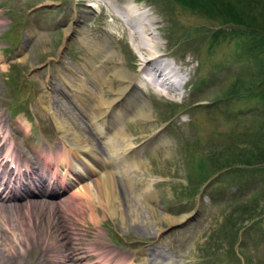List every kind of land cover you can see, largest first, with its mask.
Returning a JSON list of instances; mask_svg holds the SVG:
<instances>
[{
	"label": "rangeland",
	"instance_id": "obj_1",
	"mask_svg": "<svg viewBox=\"0 0 264 264\" xmlns=\"http://www.w3.org/2000/svg\"><path fill=\"white\" fill-rule=\"evenodd\" d=\"M115 1L136 4L158 18L161 50L168 61L186 71L187 78L181 94L174 97H162L152 84L143 86L142 101L151 110L150 118L138 117L128 102V113L117 116V126L138 152L137 166H125V177L133 180L113 168L114 177L120 185L131 183L124 192L129 199L124 213L136 210V220L143 227L124 223L101 205L94 222L89 211L79 214L58 204L41 212L39 232L43 221L55 214L60 222L70 224L71 237L65 241L72 264H115L120 252L128 256L129 264H150L155 256L160 264H264V0H0L1 120L35 164L29 174L20 159V175L14 170L16 163L8 167L5 159L7 166L1 167L0 175L6 183L16 184L32 183L37 173L46 177L48 195L38 199L48 202L62 203L71 195L73 187L66 188L63 182L64 167L55 175L56 167L46 162L53 156L47 152L61 147L64 136L54 115L61 123L75 117L87 121L85 110L69 96L71 88L63 77L75 72L86 78L94 93L108 91L110 99L114 93L111 84L92 74L94 68L105 66V59L88 64L90 48L80 36L68 35L67 26L79 11L85 14L89 39L118 35L122 31L118 21L104 14ZM97 2L101 7L87 8ZM129 39L109 40L115 55L107 63L110 67L124 60L137 73L134 54L138 52ZM237 73L238 84L233 86ZM58 100L67 106L66 119L59 115ZM87 125L94 141L105 145L107 135L96 133L88 121ZM3 141L4 136L0 146ZM41 151L46 152L41 156ZM101 152L102 159L115 158L105 148ZM1 153L0 160L5 154ZM73 167L74 176L80 174V182L93 187L84 164ZM3 189L0 194H5ZM143 192L147 193L140 195ZM136 194L139 198H132ZM25 201L21 196L4 203L14 206ZM13 210L6 209L2 215L15 219L17 210ZM185 214L186 219L177 221ZM47 244L52 247L47 241L44 246L34 241L33 251L38 254ZM30 260L29 256L25 264Z\"/></svg>",
	"mask_w": 264,
	"mask_h": 264
},
{
	"label": "bare ground",
	"instance_id": "obj_2",
	"mask_svg": "<svg viewBox=\"0 0 264 264\" xmlns=\"http://www.w3.org/2000/svg\"><path fill=\"white\" fill-rule=\"evenodd\" d=\"M110 5L116 8L117 13L110 7L104 14L112 15L118 21L122 30H120L121 32L118 35L116 33L114 35L110 33L109 37L107 36L102 40L89 39L90 37L87 35V29L83 22L85 20L83 19L85 14L79 11H76L72 16L67 26V34L70 35L74 33L80 36L81 40L90 48L92 55L88 56L86 59L88 64H94L96 58L100 59L103 57V59H105L102 60L106 63L105 66L100 67V69L94 68L92 74L101 76L104 82L106 81V83L111 84V90H113L114 96L110 99L111 95L108 94V91L103 95L97 92L94 93L93 89L84 81L86 78L84 77L85 79H83L79 77L75 72H73L74 74L69 73L68 75H64L63 78L66 81L65 84L71 88L69 90V96L73 100H76L78 105L82 107V110H85V117L87 116L89 125L92 126L96 133L101 135L105 134L108 137L111 136L112 139L110 140V137L106 138V136V144H99L92 138V133L90 128H88L87 121L80 119V117H75V120L69 118V120H66L67 123H61L59 118L53 114L55 116L54 119L56 120L57 128L64 136H61V147L47 152V154H52L54 157L52 156V158L48 159L46 162L50 167H56V175H59L61 169L64 167V171H62L63 182L65 181L64 184L66 188L73 187L70 192L71 195H68L62 203L59 201L48 202L45 199H38V197L48 195L49 183L46 177L43 179L42 176H39L37 173L35 177L32 179L30 178L33 180L32 183L25 180L21 183L18 182L22 185H20V190L18 183H13L12 180L6 183L7 181L3 180V177L0 175V178H2L1 180H3L2 182L0 181V189L4 188L3 191H5V194H0V199H2V201H0V221L3 223L0 225V264H25L29 256L31 260L26 264H57L56 262L72 264L70 263L72 252L69 251L70 247L67 246L68 242L65 241L67 237H71L70 231L72 226L70 224L60 222V219L55 216V214L52 215L48 221H43V223H45L44 229L39 232V228L42 225L41 212L47 207H51L52 211L58 204H63L61 206L63 208L74 209V211H77L79 214H83V212L87 210L90 212V218L92 221L94 220V222L99 219L97 206L101 205L112 214H118L121 220L125 221L124 223L130 221L133 223L132 227L135 226L136 229H141V227H143L136 220V210H133L134 212L131 210L132 212L124 213L126 209H123V206H127L126 204L129 202V199L124 197V192H128L127 185L131 186V183L125 181V186L123 184L120 185L118 180L116 179V181L114 177V169H117L121 177L130 179L129 176L125 177V166H129L130 169L137 166L135 164V157H137V155L135 156V154L138 152L136 147L133 146L132 139L127 137L124 131L117 126V116L128 113L130 107H132L131 110L138 117L150 118L152 116L150 114L151 110L147 107L145 101H142V96L145 94L143 86L152 84L154 92L161 94L162 97L171 94L174 97V95L181 94L182 92L181 90L184 87L185 81H187L185 75L186 71L184 72L181 66H177V63L175 64V62L173 63L171 60H165L166 55L164 51L162 52L161 50L162 42L159 36H157V29L159 28L156 26V23L158 22V18L153 17L146 9L141 11V8L136 4L134 6H132L131 3L119 5L115 1L111 2ZM95 7L101 6L98 2L89 3V5H87V8L90 10H93ZM128 38L132 40L133 46L138 52L134 54V64L139 67L137 73L132 72L126 66L124 60L114 63V65L110 67L107 63L112 56L115 55V52L111 49L112 45L109 40L113 42L122 40L127 41ZM150 89L151 88H149V90ZM46 101L49 103V99ZM127 102L130 104V107L125 105ZM47 107L48 105H46V108ZM66 107L67 106H64L61 100H58L59 115L65 119L67 114ZM1 119L2 113H0V138L4 136V144L0 146V156L3 154L1 153L2 150L5 154L2 160H0V172L2 171V166L6 168L5 159H7L10 163L8 167H10L13 162L16 163L14 170L22 175L21 172L19 173V170H17L19 165L18 162L21 159V163L25 164L27 173H33L35 164L28 159V155L26 156V154L20 150L17 146V142L14 141L13 133L7 131L8 127L6 122ZM67 134L70 136L68 137ZM68 141H71L72 144L69 145ZM101 146L107 149L108 152H112L115 158L113 160H111V157L109 159H102L103 157H100L102 156L101 153H103L101 152L103 151ZM44 152L46 151H41L40 155L42 156ZM46 157L47 155L45 153L44 158ZM83 158L94 161V163L92 162L94 167L90 163L85 162ZM74 163L84 164L86 173L89 175L88 177H92L91 181L93 182L91 184H93V187H91L90 184L81 183L78 177L80 174L74 176L77 173L76 169L73 167V165H75ZM81 169L83 168L81 167ZM43 172H45V170H43ZM44 175L45 174H43V176ZM76 183H80L77 188ZM25 186L27 187L24 189ZM21 191L25 193L21 195ZM132 192L130 191V193ZM130 193H127L125 196H130ZM145 193L143 192L140 195ZM49 195L54 196L53 194ZM21 196L26 198L24 204L19 205L18 203H13L14 206L12 204H5L15 199H20ZM137 197L139 198V194L132 196V198L135 199H138ZM143 197L145 198V196ZM6 200H8V202H6ZM124 200L126 203L123 205L122 202ZM9 206H12L10 208L14 209L13 211L17 210L16 215L18 216L15 217V219H9L7 215H2L4 210L10 209ZM132 208L134 209V206H132ZM186 217L187 214L182 215L177 221L186 219ZM36 238L39 240L36 241ZM34 241L36 244L42 246H44V243L47 241L52 244V247L47 244V246L45 245V247H43V251L37 254L33 251L35 246L33 245ZM32 251L33 253L31 254ZM127 258V255L123 256L120 252L115 260V264H129L125 261ZM155 258H152L149 263L154 264V262H156ZM156 264H160V262H156ZM172 264L178 263L172 262Z\"/></svg>",
	"mask_w": 264,
	"mask_h": 264
},
{
	"label": "trees",
	"instance_id": "obj_3",
	"mask_svg": "<svg viewBox=\"0 0 264 264\" xmlns=\"http://www.w3.org/2000/svg\"><path fill=\"white\" fill-rule=\"evenodd\" d=\"M183 1V0H182ZM186 2L188 1V0H185ZM189 2V1H188ZM236 76L234 77L235 79L232 81V83L231 84H233V86H234V84H238V73L237 74H235ZM234 82V83H233Z\"/></svg>",
	"mask_w": 264,
	"mask_h": 264
}]
</instances>
